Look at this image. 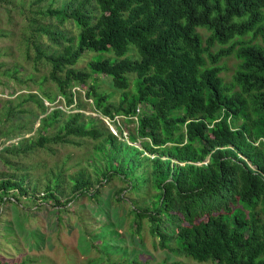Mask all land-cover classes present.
Instances as JSON below:
<instances>
[{
    "label": "trees",
    "instance_id": "16d2710c",
    "mask_svg": "<svg viewBox=\"0 0 264 264\" xmlns=\"http://www.w3.org/2000/svg\"><path fill=\"white\" fill-rule=\"evenodd\" d=\"M42 15L73 22L77 35L36 29L57 47L47 52L35 39V63L50 66L58 92L28 95L41 135L5 151L97 141L94 175L127 183L117 200L133 194L136 235L145 222L161 249L191 264H264V0H71ZM87 53V69H76ZM231 57L239 64L227 83L221 63ZM103 75L122 92L118 104L98 90ZM99 176L71 178L63 204L98 193ZM60 179L42 194L1 180L0 205L30 193L62 204Z\"/></svg>",
    "mask_w": 264,
    "mask_h": 264
},
{
    "label": "rangeland",
    "instance_id": "374dc122",
    "mask_svg": "<svg viewBox=\"0 0 264 264\" xmlns=\"http://www.w3.org/2000/svg\"><path fill=\"white\" fill-rule=\"evenodd\" d=\"M68 1L71 0H0V181L24 180L29 190L36 188L42 194L47 185H54L60 176L65 190L62 204L46 199L35 201L29 198L30 193L27 198L19 194V200H8L0 205V264H173L178 260L191 264L186 258L161 249L145 222L141 235L133 232L132 211L136 206L133 194L123 192L117 200V192L127 188L122 178L106 182L98 175L103 182L96 184L98 193L78 196L70 204H63L70 195L71 178L83 171L91 174L92 179L98 177L94 175V167L99 163H92L99 145L97 141L75 139L74 144L48 145L17 156L5 151L21 142L29 145L30 140L34 142L41 135L40 120L36 119L40 109L28 100V95L43 97L40 90L55 94L58 89L48 80L50 66L43 61L35 63V39L40 40L41 48L47 52L57 47L36 29L57 28L68 37L76 36L73 22L62 26L42 15L48 8H58ZM94 56L87 53L76 69H87ZM238 64L233 57L222 61L225 71L221 75L227 83L232 82ZM14 69H18L16 75ZM95 78L98 90L111 95V101L118 104L122 92L113 87L111 79L104 75ZM134 87L135 76H131L128 91L133 93ZM48 107L50 112L52 107ZM86 107L81 111L86 116L102 119L92 112L91 106ZM63 108L70 114L77 112ZM106 121L111 131L118 134L115 126ZM134 127L135 124H127L129 130Z\"/></svg>",
    "mask_w": 264,
    "mask_h": 264
},
{
    "label": "built area",
    "instance_id": "2783aa9c",
    "mask_svg": "<svg viewBox=\"0 0 264 264\" xmlns=\"http://www.w3.org/2000/svg\"><path fill=\"white\" fill-rule=\"evenodd\" d=\"M46 104H47V106L50 105L48 102H46ZM102 119H103L104 121L109 120V122L112 123V121H111L109 118H105V117L103 118V117H102ZM135 119H137V118L135 117ZM106 122H107V121H106ZM5 200H7V201H8V200L14 201L13 198H12V199H11V198H7V199H5ZM5 202H6V201H5ZM2 204H3V203H2Z\"/></svg>",
    "mask_w": 264,
    "mask_h": 264
}]
</instances>
